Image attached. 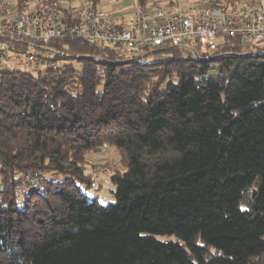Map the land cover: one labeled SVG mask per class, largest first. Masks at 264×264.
<instances>
[{
    "label": "trees",
    "instance_id": "obj_1",
    "mask_svg": "<svg viewBox=\"0 0 264 264\" xmlns=\"http://www.w3.org/2000/svg\"><path fill=\"white\" fill-rule=\"evenodd\" d=\"M36 46L57 69L0 70V264H264V44ZM111 149L123 167L103 204L90 156Z\"/></svg>",
    "mask_w": 264,
    "mask_h": 264
},
{
    "label": "built area",
    "instance_id": "obj_2",
    "mask_svg": "<svg viewBox=\"0 0 264 264\" xmlns=\"http://www.w3.org/2000/svg\"><path fill=\"white\" fill-rule=\"evenodd\" d=\"M36 0H3L0 4V70L19 64L28 69H57L52 52L41 53L58 38L86 40L92 46L115 48L129 59L144 57L165 45L207 52L224 48L226 39H240L247 48L264 44V0H235L226 8L201 3L173 7H147L137 2L130 23L120 24L114 15L95 8L89 0L77 7L58 1L36 10ZM32 40L18 52L10 39Z\"/></svg>",
    "mask_w": 264,
    "mask_h": 264
},
{
    "label": "rangeland",
    "instance_id": "obj_3",
    "mask_svg": "<svg viewBox=\"0 0 264 264\" xmlns=\"http://www.w3.org/2000/svg\"><path fill=\"white\" fill-rule=\"evenodd\" d=\"M15 1V0H13ZM60 3L64 7H77L81 4L83 0H59ZM109 2L110 4L120 6L125 12H130L133 8V5L135 4L136 0H103V8L104 10L112 9V5H106L104 4ZM161 1L159 2L162 7H165L167 5H170L167 0H156ZM177 4H195L203 2V0H175ZM159 3H155V6H158ZM176 4V5H177ZM175 5V6H176ZM119 155L114 150H107L103 151L98 154H93L90 156V160L93 163V170L92 174L95 177V184L97 185V189L93 190L92 194L93 196H98V199L103 204H109V203H115L116 199L113 194V191H115L116 186L110 181L109 177L112 173H114L117 170L122 169V164L118 162ZM161 239L168 240V239H175L173 236H163Z\"/></svg>",
    "mask_w": 264,
    "mask_h": 264
},
{
    "label": "crops",
    "instance_id": "obj_4",
    "mask_svg": "<svg viewBox=\"0 0 264 264\" xmlns=\"http://www.w3.org/2000/svg\"><path fill=\"white\" fill-rule=\"evenodd\" d=\"M112 5V9H109L108 12H110L112 15H114V17L116 18L117 22L120 23V24H127V23H130L133 19V16H134V9H131L130 12H125L122 8H120V6H117V5H113V4H110L109 2L106 1V3L104 4V6L106 5ZM100 8L104 9L103 8V2L100 6ZM107 11V9H106Z\"/></svg>",
    "mask_w": 264,
    "mask_h": 264
}]
</instances>
